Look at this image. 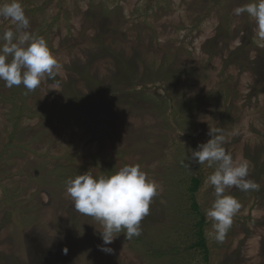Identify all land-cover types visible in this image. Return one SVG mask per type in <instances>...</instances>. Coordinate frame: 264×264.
I'll return each instance as SVG.
<instances>
[{"label":"rangeland","instance_id":"obj_1","mask_svg":"<svg viewBox=\"0 0 264 264\" xmlns=\"http://www.w3.org/2000/svg\"><path fill=\"white\" fill-rule=\"evenodd\" d=\"M20 2L61 68L31 92L0 81V264H264V41L233 13L252 0ZM8 29L0 17V34ZM209 127L258 185L227 189L240 209L222 241L205 216L213 168L187 166ZM129 164L157 195L139 236L103 245L66 180ZM201 216L207 260L195 246Z\"/></svg>","mask_w":264,"mask_h":264},{"label":"clouds","instance_id":"obj_2","mask_svg":"<svg viewBox=\"0 0 264 264\" xmlns=\"http://www.w3.org/2000/svg\"><path fill=\"white\" fill-rule=\"evenodd\" d=\"M236 16L247 13L255 21L256 38L264 41V0L252 2L233 9ZM0 17L10 20L15 31L8 29L0 34V81L12 88L21 84L28 91L37 89L42 80H55L61 65L48 46L47 40L29 31L30 19L20 0H7L0 4ZM209 139L200 142L195 149L189 148L187 166L205 163L213 171L205 179L211 186L215 199L205 210L211 222L212 232L222 241L231 227L233 217L240 209V203L227 189L236 187L242 192L258 188L256 182L248 179L249 162L234 159L226 151L225 136L218 128L209 127ZM182 166L184 162L181 161ZM66 194L71 198L75 210L94 218L101 225L100 236L103 245H109L123 233L126 240L141 234V222L149 213L153 197L157 195L155 181L149 180L139 164L124 165L111 175L96 176L87 171L66 180ZM101 246V251L112 249ZM65 253L67 249L64 250Z\"/></svg>","mask_w":264,"mask_h":264},{"label":"trees","instance_id":"obj_3","mask_svg":"<svg viewBox=\"0 0 264 264\" xmlns=\"http://www.w3.org/2000/svg\"><path fill=\"white\" fill-rule=\"evenodd\" d=\"M201 186V180L197 177H194L191 179V188H190V194H191V198H192V208L199 212V205L196 202L195 199V193L198 191L199 187ZM206 220L203 216H201L200 221H199V232H198V240L195 243L196 247H200L204 250L205 252V260H207L209 252H208V248L205 242V237H204V232H203V225L205 224Z\"/></svg>","mask_w":264,"mask_h":264}]
</instances>
